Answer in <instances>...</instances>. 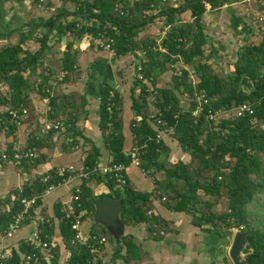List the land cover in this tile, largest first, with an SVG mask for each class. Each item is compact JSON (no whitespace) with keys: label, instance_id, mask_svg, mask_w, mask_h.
<instances>
[{"label":"trees","instance_id":"trees-1","mask_svg":"<svg viewBox=\"0 0 264 264\" xmlns=\"http://www.w3.org/2000/svg\"><path fill=\"white\" fill-rule=\"evenodd\" d=\"M31 1L36 6L39 3V0ZM240 1L246 0H66L67 4L58 13L29 20L27 31H20L15 44L0 47V132L6 136L14 135L18 126L8 111L26 109L29 113L32 109L31 95H37L49 109L46 114H40L38 123L43 126L45 120L62 125L59 130H50L45 136L39 134L42 128L39 126L30 133L23 148L17 150L11 144L4 149L9 159L27 174L40 163L38 151L57 134L63 136L61 148L64 151L76 149L79 138L89 146L80 163V171L89 172L97 168L100 157L99 149L83 136L78 127V110L84 107V98L77 104L75 93L61 97L50 93L44 53L48 51L47 40L53 31L56 39L68 34L74 40L89 37L92 43L95 39L112 40L109 50L112 60L129 55L140 62L131 88L130 109L134 118L130 132L137 144L152 138L138 160L140 168L153 178L154 190L150 193L137 191L127 177L123 186L117 185L109 175L93 174L82 180L72 191L74 200L70 218H64L60 203L54 205L63 248L56 246L51 264H65L61 263L62 250L67 255L66 264H116L117 261L131 264L139 259V248L129 234L114 244L102 227L92 224L88 235L97 238L107 236L111 246L110 259L104 262L105 245H98L91 238L84 244L73 243L75 232L70 227L77 216L81 223L93 217V201L120 200L123 224L127 227L145 224L148 233L154 232L153 239L158 240L160 234L156 227L162 222L155 214L147 215L151 198L158 199L170 212L189 215L191 225L203 232L220 237L231 236L232 230L244 232L247 242L243 250L245 264H264V38L257 45L249 43L240 46L230 63L229 72L222 77L209 63L216 51L208 44L202 21L207 5L210 10H215ZM258 1L263 2L261 7L264 12V0ZM43 5L50 7L46 0ZM115 6L118 9L115 10ZM158 17L164 18L167 27L163 37L159 40L139 38L145 26ZM39 29L43 32L37 38ZM30 40L39 44L35 52L25 48ZM73 46L72 41L68 42L59 60L61 71L65 73L75 72L78 53ZM96 48L103 50L98 46ZM206 51L209 53L205 54ZM178 61L189 66V71L175 69ZM167 70L173 72L171 86L161 87L158 80ZM190 74L195 82H192ZM244 77L252 84L249 92H244L239 86ZM144 81L153 88V93L148 91ZM136 88L138 94L134 95ZM97 93V126L111 158L110 164L128 167L130 157L124 147L122 98L107 83H101ZM151 94L155 97L154 104L150 103ZM196 96L203 97L207 104H201L198 116L193 117ZM183 97L188 98L187 109L180 104ZM244 102L252 106L251 115L229 116L217 122L206 120L208 109L228 111ZM153 114L174 126L172 139L189 155L188 163L170 164L167 161L168 147L164 142L154 140ZM17 151L22 154L31 152L34 157L13 160L12 156ZM55 172L51 169L29 179L21 189H15L0 200V206L6 207L0 211L1 235L21 210L22 199L33 194L40 196L49 184L61 183L66 177ZM44 175L49 176L47 184L40 182ZM94 181L102 183L108 192L94 195L89 186ZM221 201L225 202V208L217 213L215 210ZM40 203L38 198L34 207ZM32 216L31 210L22 226L27 225ZM53 227V223L41 226L42 236H52ZM94 248L96 250L91 252ZM31 250L28 242L22 241L17 249H12L13 260L18 261L20 254H28Z\"/></svg>","mask_w":264,"mask_h":264},{"label":"crops","instance_id":"crops-1","mask_svg":"<svg viewBox=\"0 0 264 264\" xmlns=\"http://www.w3.org/2000/svg\"><path fill=\"white\" fill-rule=\"evenodd\" d=\"M44 2L45 0L36 6L33 5L31 0H0V47L15 44L20 31H27L26 24L29 20L47 18L51 14L58 13L67 4L66 0H46L50 3V7H46V5H43ZM262 3L258 0H246L215 10H210V7L206 6L202 20L204 34L208 38V44L216 51L213 58H210L209 63L218 74L219 72L229 71L230 63L240 46L249 43L257 45L264 38V27H261L263 31H257L256 28V25L264 24ZM259 21L260 23H258ZM164 22L163 17L154 19L153 23L145 26L139 33V38L159 40L167 30ZM42 32V29L37 31V38ZM56 38L55 31H53L47 40L48 51L44 53L45 71L46 74H49L48 83L51 86L50 93L54 97L67 96L71 92L75 93L77 104H80L82 97L84 98L85 105L78 110V127L82 130L83 136L90 139L100 151L97 167L107 166L110 164L111 158L97 126L99 117L97 89L101 83H107L122 98V131L125 138V151H128L133 143L130 132V124L134 118L130 109L133 81L128 88L129 97L127 96L126 87L128 77L136 76V70L140 66L139 59L126 55L118 60H112V54L109 51L97 49L90 38L86 36L80 40H74L68 34L63 35L60 39ZM71 41L74 44L73 48H77V62L74 73H65L61 71L59 60L63 55L65 45ZM25 48L35 52L39 48V44L34 40H30L25 44ZM208 53L209 51L205 54ZM180 68L189 71V66L178 61L175 64V69L179 70ZM172 74L173 72L170 70L164 72L158 80V85L170 87ZM189 76L192 82H195L192 74ZM35 79L34 77L33 80ZM132 79L134 80V78ZM137 91L138 88L135 89L134 95L138 94ZM128 98L130 103L126 102ZM31 101L32 109L29 110L28 117L18 127L14 135L1 137L6 141L2 146L4 147L3 150L11 144L17 150L23 148L30 133L35 132L39 126H42V123H38V117L40 114H45L47 107L37 95H31ZM180 104L184 108L181 99ZM68 112L65 111V113ZM62 142L63 136L61 134L55 135L51 142H46L45 146L37 153L41 159L40 163L33 167L28 174L21 171V168H18L12 161L4 165L0 169V200L5 199L11 193L9 186L14 184L17 176L24 177L19 179L15 188L21 189L26 181L34 179L51 169L54 170L66 165L77 166L75 164L80 167V163H77L76 158L81 155L83 156L81 160H83L85 151L89 146L84 145L83 139L79 138L76 149L64 151L61 148ZM163 142L169 149L167 161L170 164L188 163L190 161L189 155L184 153L172 138H165ZM161 160H164L163 156H161ZM14 171L16 176L13 175ZM125 176L137 191L150 193L154 190L153 178L141 173L135 167H128ZM80 182L79 180H72L57 187L55 191L43 195L40 198V205L35 209V217L53 219L54 230L51 237L61 249L63 246L59 236L58 223L54 216V205L60 203L63 210L71 209L72 191ZM89 186L94 195L108 192L106 187L97 181L92 182ZM5 208L0 206V211H4ZM148 211L155 214L162 222L160 226L156 227L160 238L154 240V232L148 233L145 224L126 226L125 234L131 235L139 248V259L134 260L131 264H232L228 258V250L235 231L231 236L225 237L203 232L191 225V217L188 218L189 216L186 214L168 211L156 198H151ZM85 220L81 223V230L87 235L92 225L85 224ZM30 231L31 227L27 224L14 231L9 238H4L0 234V247L17 249L22 241L28 240ZM62 251L65 256L64 250ZM109 253L108 249L104 250V262L110 259ZM116 264L122 263L117 261Z\"/></svg>","mask_w":264,"mask_h":264},{"label":"built area","instance_id":"built-area-1","mask_svg":"<svg viewBox=\"0 0 264 264\" xmlns=\"http://www.w3.org/2000/svg\"><path fill=\"white\" fill-rule=\"evenodd\" d=\"M165 0H161V2H164ZM43 2V0H39V3ZM115 10L118 9V6H115ZM94 45L98 46L99 48L109 51L110 46L112 44V40L103 41L95 39L93 40ZM139 69V68H138ZM141 79L140 77H138ZM146 83V81H144ZM147 84V83H146ZM148 91L150 93H153V88L148 85ZM150 97V103L154 104L155 97ZM196 107L192 111V116L197 117L199 114L200 106L201 104H207V100H205L203 97L196 96ZM47 107V106H46ZM49 109L46 108L45 114ZM154 110V109H152ZM253 113L252 106L244 102L237 107L233 108L232 110H211L208 109L206 111L205 117L206 120L209 122H217L221 118H226L229 116L234 117H242L246 114L251 115ZM9 116L11 117L12 121L20 127L25 119L28 116V111L26 109H10L8 111ZM153 114L151 118L155 119L154 122V128H155V135L154 140L155 142H163L165 138H172L174 134V126L168 125L165 123L159 116H154ZM155 117V118H154ZM61 124L58 122H48L43 121V126L39 131V134L41 136H45L48 134L50 130H59L61 128ZM152 138H149L147 141L137 144L136 142H133V144L130 146L128 150V155L130 157V165L128 167H135L140 170L141 173L147 174L146 171L140 168L139 166V160L138 156L140 153L145 152V150L148 147L149 141H151ZM34 157V154L31 152L24 153L17 151L13 154L12 158L13 160H20L21 158L25 159H32ZM11 160L9 159V155H7L4 150H0V169L6 165ZM14 162V161H12ZM15 163V162H14ZM127 166H124L122 164H108L104 167H97L89 172H82L80 171V168L74 165H66L56 168V174L57 175H66L64 179H62L61 183L58 184H49L46 189L43 191V193L39 196L37 194H33L29 198H24L20 201L21 210L13 217V222L8 228V230L2 235L4 238L11 237L12 233L22 227V222L24 221L25 216L28 215L29 211H33V216L30 218L29 225L31 227L30 235L27 240L29 246L31 247V251L28 254H20L18 261L13 260V252L12 249L9 247H0V264H51L52 260H54L55 257V248L56 243L53 241L51 236H42L41 233V226L43 225H51L54 221L53 219L49 218H43V217H35V209L34 203L38 198H41L43 195H47L50 192H52L57 187L67 184L72 180H79L82 181L84 179H87L89 175L98 174V175H109L114 182L117 185L123 186L126 183V176L125 172L128 168ZM49 181V176L44 175L40 178V182L43 184H47ZM77 192V190H76ZM72 200L73 197H72ZM64 212V218L68 219L70 218L72 211L71 209L63 210ZM151 214L150 211L147 212V215L149 216ZM52 221V222H51ZM71 230L75 232L73 243H80L84 244L88 239L91 238L92 241H96L98 245H106L107 244V237H95V236H89L88 234L85 235L81 230V221L77 217L73 218V222L71 223ZM38 250V252H36ZM96 248L92 249L91 252H94Z\"/></svg>","mask_w":264,"mask_h":264},{"label":"water","instance_id":"water-1","mask_svg":"<svg viewBox=\"0 0 264 264\" xmlns=\"http://www.w3.org/2000/svg\"><path fill=\"white\" fill-rule=\"evenodd\" d=\"M239 86L244 92H249L252 89V84L246 77L241 80ZM93 207V224L102 227L114 244L118 243L125 235L126 230V226L120 218L121 201L98 199L93 201ZM246 245L245 233L236 230L228 250V258L232 264H245L243 250Z\"/></svg>","mask_w":264,"mask_h":264},{"label":"rangeland","instance_id":"rangeland-1","mask_svg":"<svg viewBox=\"0 0 264 264\" xmlns=\"http://www.w3.org/2000/svg\"><path fill=\"white\" fill-rule=\"evenodd\" d=\"M264 22V21H263ZM258 23H260V21L258 22ZM261 27H264V24H258V25H256V28H257V31L259 30V31H263V29H261ZM259 33V32H258ZM229 71H227V72H219V75L220 76H224V75H226L227 73H228ZM132 78H134V77H131L130 76V78L128 77V83H127V87H126V90L128 91V88L132 85V81H133V79ZM138 92V91H137ZM127 96L129 97V91H128V94H127ZM181 100L183 101V106H184V108H187L188 106H189V101H188V98H181ZM126 102L127 103H130V100H129V98L128 99H126ZM130 118V117H129ZM5 135V133L4 132H0V150H3L2 148H4V147H2V146H4V143L6 142V141H4L1 137H3ZM10 140H12V139H10ZM60 140V139H59ZM11 142V141H10ZM60 142H61V140H60ZM133 144V143H132ZM60 145V144H59ZM87 146V145H86ZM82 157L83 156H78L77 158H76V161H77V163H81V159H82ZM75 165H77V167L79 166L78 164H75ZM13 175H15L16 176V172L14 171L13 172ZM16 178V181L14 182V184H12L11 186H9V188L11 189L10 191L12 192V191H14L15 190V188H16V184L19 182V179L20 178H24L23 176L21 177V176H17V177H15ZM1 187V186H0ZM54 191H55V189H54ZM52 207V206H51ZM224 208H225V202L224 201H221V203H219L218 204V206H217V208H216V212L217 213H220V212H222L223 210H224ZM189 216V215H188ZM188 218H190V216L188 217ZM191 219V218H190ZM85 224H93V222H92V217L90 218V217H88V218H86V220H85ZM84 224V225H85ZM233 231H236V230H232V233H233ZM108 235V234H107ZM109 236V235H108ZM107 237V236H106ZM104 248H105V250H109V254H110V256H111V246H110V244L108 243V240H107V244L104 246ZM61 263H65L66 264V260H67V255L66 256H64V253H63V251H61Z\"/></svg>","mask_w":264,"mask_h":264}]
</instances>
